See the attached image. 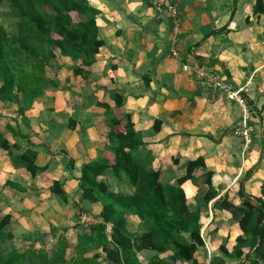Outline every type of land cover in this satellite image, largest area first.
Instances as JSON below:
<instances>
[{
	"label": "crops",
	"instance_id": "1",
	"mask_svg": "<svg viewBox=\"0 0 264 264\" xmlns=\"http://www.w3.org/2000/svg\"><path fill=\"white\" fill-rule=\"evenodd\" d=\"M87 1L98 12L95 23L103 44L86 78L73 75L77 64L62 61L66 66L49 77L57 88H47L23 117L15 105L0 102V118L8 116L2 117L8 121L0 128L4 139L20 147L16 153L27 149L20 136L39 140L41 144L33 149L35 165L47 167L45 173L31 178L0 150V215L11 217L6 232L12 235V243L32 245L25 237L44 234L48 236L46 250L67 242L69 260L79 239L101 223V205L81 200L78 181L81 166L95 163L108 145L107 114L98 105L114 110L109 93L119 91L124 96L120 112L130 116L143 143L132 155L147 171L158 173L162 185H175L186 177L188 163L203 160L204 166L193 170L181 186L187 208L199 212V224L206 225L212 237L211 256L225 264H238L240 259L233 258L226 245L227 231L239 230L237 222L214 204L226 196L229 204L240 207V189L244 195L259 197L264 178V15L253 13L256 0H168L178 10L177 31L167 14L152 8V0ZM184 66L219 71L233 85L244 87L252 127L247 149L233 135L242 110L206 89L192 73L183 71ZM69 120L75 123L74 130L68 128ZM63 153L74 161L72 169ZM209 173L216 195L206 202ZM98 180L110 192L130 196L134 192L109 171ZM52 182L61 184L66 203L50 193ZM82 215L90 218L88 225L81 223ZM106 229L109 240L111 226ZM126 230L141 236L143 220L126 216ZM94 249L91 254L100 255L99 264H110L101 248ZM200 255L204 256L202 250L195 254L199 264ZM170 256V252L158 255L149 250L136 253L139 264Z\"/></svg>",
	"mask_w": 264,
	"mask_h": 264
},
{
	"label": "trees",
	"instance_id": "2",
	"mask_svg": "<svg viewBox=\"0 0 264 264\" xmlns=\"http://www.w3.org/2000/svg\"><path fill=\"white\" fill-rule=\"evenodd\" d=\"M2 5L8 12L9 30L0 23V102L15 105L18 115L23 117L47 88H57L53 80L44 77L55 61L60 63L58 68L66 66L62 61L77 64L72 67L73 75L86 78L87 70L95 64V56L103 44L95 23L98 12L89 6L87 0H0V7ZM257 12L264 15L262 0H256L253 13ZM72 15L81 17L82 21L74 22ZM109 97L114 102V110L104 104L98 105L107 114L108 145L95 163L81 166L78 181L81 200L101 205V223L90 227L89 236L79 239L75 248L77 256L72 259L67 260L66 257L67 242L62 240L55 248L46 250L48 236L35 234L25 239L33 246L39 243L38 250L0 252V264H91L90 259L84 256L98 247L110 264H139L136 253L143 250L158 255L171 253L166 260L154 258L149 264H199L195 254L204 249L199 212L188 210L181 186L193 170L204 166L203 160L188 163L186 177L175 185H162L159 174L147 171L132 155L143 143L130 116L120 112L124 96L115 91L109 93ZM68 128L74 130L75 123L69 120ZM20 138L26 142L27 149L16 153L20 152V147L16 143L10 144L0 133V150L6 152L13 165L23 168L31 178L45 173L47 167L35 165L37 153L33 149L41 144L40 141L28 136ZM63 156L72 169L74 161L66 153ZM107 171L117 182L125 181L132 187L133 194L110 192L109 187L98 180ZM210 176L209 173L206 179L209 188L206 202L216 195L211 188ZM7 185L14 187L11 183ZM49 191L67 202L60 183L52 182ZM238 196L242 199L240 207L229 204L226 196L214 204V207L231 214L241 232V236L235 239L231 255L237 260L244 257L249 264H264V178L259 197L244 195L242 189ZM128 215H136L143 220L144 233L141 236L128 234ZM10 221V216L0 215V245L12 240V235L6 232ZM106 225L111 226L109 240L105 235ZM54 231L51 229L50 237L55 235ZM249 242L250 251L244 255L242 250ZM219 250L228 256L224 246ZM99 258L100 255L92 256L94 260ZM209 263L225 264L213 257Z\"/></svg>",
	"mask_w": 264,
	"mask_h": 264
},
{
	"label": "built area",
	"instance_id": "3",
	"mask_svg": "<svg viewBox=\"0 0 264 264\" xmlns=\"http://www.w3.org/2000/svg\"><path fill=\"white\" fill-rule=\"evenodd\" d=\"M152 8L159 14H167L173 24L175 31L179 29V14L175 6L171 5L168 0H152ZM186 73H192L195 78L208 90L217 92L224 96L225 100L235 104L242 110V118L238 125L233 129V135L239 137L243 141L244 148L247 149L251 145L250 116L247 109L244 87L235 86L233 83L219 71H209L203 67L194 70L187 66L183 67ZM81 223L88 225L90 218L87 215L81 216ZM201 230L200 237L203 242V250L207 255V263L211 260L213 253L212 238L205 231L206 225L200 222ZM109 229H106L105 234H108Z\"/></svg>",
	"mask_w": 264,
	"mask_h": 264
},
{
	"label": "rangeland",
	"instance_id": "4",
	"mask_svg": "<svg viewBox=\"0 0 264 264\" xmlns=\"http://www.w3.org/2000/svg\"><path fill=\"white\" fill-rule=\"evenodd\" d=\"M7 9L5 7V5H2L0 7V23L4 25V27L6 28V30H9V28L7 27L8 26V17L6 16L7 15ZM72 20L74 22H78V21H82V18L77 16V15H72ZM58 63L56 62L54 65H52L50 67L51 70H48L47 71V74L44 76L46 79H49V77H53V75H57V69L58 68ZM36 101V100H35ZM34 101V102H35ZM5 114V113H4ZM1 115V114H0ZM2 117H6V119H8V116L7 114H5L4 116L2 115L1 118H0V128H3V125L8 121L6 119H3ZM12 119H15V116H12ZM2 126V127H1ZM124 186H123V190H124ZM114 189H112L113 191ZM236 234H240L239 233V230L236 228H231L227 231V235H228V238H227V241H226V245H228V250L229 252L232 253V248L235 246L236 242H235V235ZM231 238H232V241H231ZM237 238V237H236ZM234 239V240H233ZM17 243V242H16ZM250 242L249 244H246V246L244 247V249L242 250L243 254H247L249 251H250ZM40 248V246H33V245H28V244H22V243H17V244H13L12 241H7L5 244L3 245H0V252L3 253V254H7L9 251L15 249L16 251L22 253V252H29V251H32L33 249L35 250H38ZM49 250H51L52 248L48 247ZM46 249V248H45ZM203 251V250H202ZM50 252V251H49ZM92 252H95V251H92ZM88 253L86 254L84 257H87L88 259H90V263L93 264V263H98L97 260H94L92 259L91 256H93L91 253ZM204 253V256L201 257L200 255V264H206L207 263V255H206V252L203 251ZM71 257H76L77 256V253H70L69 254ZM212 258V256H211ZM210 264V263H209ZM238 264H249L248 263V260H244V257H241L240 259V262Z\"/></svg>",
	"mask_w": 264,
	"mask_h": 264
}]
</instances>
